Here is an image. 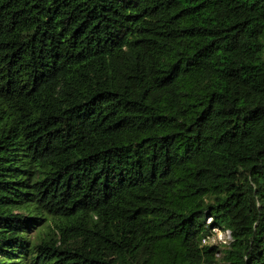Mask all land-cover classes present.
<instances>
[{"label":"trees","instance_id":"obj_1","mask_svg":"<svg viewBox=\"0 0 264 264\" xmlns=\"http://www.w3.org/2000/svg\"><path fill=\"white\" fill-rule=\"evenodd\" d=\"M0 264H264V0H0Z\"/></svg>","mask_w":264,"mask_h":264},{"label":"rangeland","instance_id":"obj_2","mask_svg":"<svg viewBox=\"0 0 264 264\" xmlns=\"http://www.w3.org/2000/svg\"><path fill=\"white\" fill-rule=\"evenodd\" d=\"M210 222V220H209ZM231 240L230 234L224 231H216L215 236L210 240V243L213 245L216 244H228Z\"/></svg>","mask_w":264,"mask_h":264}]
</instances>
